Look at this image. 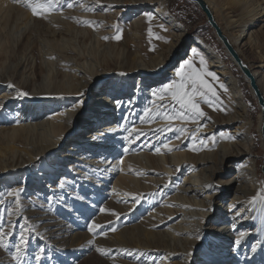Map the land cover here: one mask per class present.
<instances>
[{
  "label": "bare ground",
  "instance_id": "6f19581e",
  "mask_svg": "<svg viewBox=\"0 0 264 264\" xmlns=\"http://www.w3.org/2000/svg\"><path fill=\"white\" fill-rule=\"evenodd\" d=\"M205 1L264 98V24L256 35L253 30L264 23V0ZM68 2L74 7L41 17L21 0H0V215L7 220L11 209L14 224L35 227L39 235L33 233L29 244L45 250L39 264L46 259L52 264L55 258L56 263L61 251L70 253L61 263L73 264L77 255L92 249L91 257L107 264H189L195 256L193 264H264V214L248 204L264 188V175L255 154L253 119L232 69L202 39L184 40L187 28L167 0ZM216 7L227 16L225 26L216 18ZM126 19L117 40V20ZM156 35H167L171 47L168 58L154 62L145 48ZM122 44L130 52L126 56L119 51ZM183 44L188 54L166 79L161 69ZM246 45L260 49L257 67L243 57ZM201 56L218 77L206 79L222 105L201 103L206 115L198 124L159 118L142 122L145 108L155 112L161 103L153 91L179 81L177 72L187 60L203 69ZM18 90L29 96H19ZM117 100L123 102L119 108ZM164 103L170 108L174 102L166 98ZM198 125L206 127L193 140ZM162 126L173 131L157 134ZM261 126L262 113L260 134ZM133 127L142 133L139 139L124 130ZM181 127L187 131L177 140L175 130ZM169 138L171 152L161 146ZM62 180L67 184L63 189ZM73 188L72 196L84 199L67 200ZM21 189L17 207L16 197L8 193ZM236 210L241 217H235ZM71 212L81 213L82 219L69 218ZM93 223L102 226L95 234L88 230ZM197 228L199 239L194 238ZM81 241L88 242L84 249L70 251ZM27 259L38 264L32 254ZM0 264H15L10 248L0 247Z\"/></svg>",
  "mask_w": 264,
  "mask_h": 264
},
{
  "label": "snow or ice",
  "instance_id": "6c2138e0",
  "mask_svg": "<svg viewBox=\"0 0 264 264\" xmlns=\"http://www.w3.org/2000/svg\"><path fill=\"white\" fill-rule=\"evenodd\" d=\"M21 2L25 3L27 7H29L33 13V15L41 16L43 17L46 14H50L53 11H63L64 7L72 8L74 7V4L71 2H68V0H64V3H61V0H21ZM79 2V0H78ZM97 3H99V0H96ZM93 10V9H88ZM149 20L154 19V17L149 14L148 16ZM86 25H91L94 22L92 21H84ZM161 29H164L167 31V29L164 28V25H160ZM122 31L118 29V32ZM149 34H152L151 28L149 29ZM104 39H108V37H104ZM115 39L119 40L121 39V36L118 34L115 36ZM159 39H166L165 37H159ZM206 61L201 56L200 57V64L203 65V69L197 68L192 60H187L184 64L180 66L179 71L177 72V76L180 77L179 81L173 80L172 82L163 85L161 89L154 90L152 95L154 97H157L161 103L156 106V111L153 112V109L151 107H146L144 110V115L146 117V120H142V122H148V123H154L157 118L165 120V121H174V120H182V121H192L194 123L198 124V121L203 118L206 113L203 111L201 107V103L207 104L209 107H214L216 104L222 105V100L220 97V94L217 92V89L213 87L212 83H210L206 77H211L213 80L218 81V77L216 76V73L210 72L207 70L206 67ZM121 75H124V73H121ZM9 87H14L13 85L9 84ZM219 87L223 89V91L226 93L228 91L227 87L223 85L222 83L219 84ZM18 95L21 97H27L29 96L28 92H23L18 90ZM81 95H83L81 93ZM168 99L174 103L171 104V107L169 108L165 103V99ZM123 102L117 100L115 101L116 106L119 108ZM128 104H131L132 101L129 100L127 102ZM3 108V104H0V109ZM224 110V109H221ZM206 127V125H198V127L191 133V139L195 140L197 134L201 131V128ZM125 131L129 132V136L132 137L133 140L139 139L140 135L142 133L133 127L132 130H129L127 128L124 129ZM157 134L166 132V131H173V129L170 126H162L155 130ZM176 135L175 139L179 140L181 139V136L187 131L186 128L181 127L179 129H176ZM221 136L224 134L221 133ZM103 136V133L101 134V137ZM227 139L234 140L235 137L229 135ZM171 143V138L168 139V142H162L161 146L165 149H167L169 152L172 151V148L169 147V144ZM203 143V141H201ZM127 150V149H125ZM155 151L159 153L161 151L160 147H156ZM67 186L66 180H62L59 183V187L61 189L65 188ZM207 187L212 188L213 185H208ZM23 191L18 190L16 192H9L8 195L16 197V205L19 206V195L20 192ZM78 199H84L83 196L77 197ZM139 201L136 200L134 203H138ZM249 208L250 209H259V211L264 214V188L260 189V192L258 195L253 196L249 201ZM207 211V209H205ZM7 217L6 220L4 215H0V247H4L5 249H8L10 247L9 243L5 242V237H12L14 235H18V240L15 243H11V248L14 249L12 252L13 259L15 260V264H28L27 257L29 256L28 253V245H29V238L30 236L35 233L37 236L39 233L36 231L35 227L29 228L27 226V222L23 225H17L14 224L11 217L13 215V211L11 209H7ZM235 217H241V212L239 210H236ZM234 217V219H235ZM242 218L247 219V216H243ZM27 221V218H25ZM102 226L96 225L95 223L92 224L91 227H89V231L93 232L95 234V230L97 228H101ZM8 229L7 231L5 229ZM17 228L19 231L17 232ZM115 228H112L111 231H115ZM100 234L106 235V233L101 232ZM245 234L241 233L239 237L236 239L235 243L237 246L241 243V237H243ZM195 239L201 238V230L199 228L196 229V236ZM89 243H93L90 241ZM44 249L41 248L37 252H34L32 256L34 259L38 262L42 259V254L44 253ZM97 251L101 252L102 254L107 255V251L103 248H98ZM127 251V250H125ZM251 251H256V246H253L251 248ZM140 255H144L143 253H140ZM188 256H191V253H188Z\"/></svg>",
  "mask_w": 264,
  "mask_h": 264
},
{
  "label": "rangeland",
  "instance_id": "374dc122",
  "mask_svg": "<svg viewBox=\"0 0 264 264\" xmlns=\"http://www.w3.org/2000/svg\"><path fill=\"white\" fill-rule=\"evenodd\" d=\"M167 1H168V7L172 11V14L176 15V18L187 28V33H186L184 40H186L187 43L188 42L190 43L195 38H200L203 41H205L207 44H209L211 47H213L217 51V53L223 58V60L226 62V64L232 69L235 76L240 80L241 87L244 91L245 100L247 101V104H248L249 113L251 114V117H252L253 123H254L252 126V134H253V138H254V142H255V148L257 149L255 154H256V157L258 160L257 164H258L260 174L263 175L262 165H263V158H264V150H263L264 146H263L262 135L259 133V130H258V125L260 123V115H261L262 111H261L260 105H259L256 97L254 96L253 90L250 87L249 82L243 76L244 75L243 72L234 63L232 57L227 52V50L225 49V47L222 44V42L220 41V39L217 37L214 29L207 22V17L205 15V13L200 9V7L197 4H195L191 0H167ZM216 8H217L216 9L217 11H215V14L217 16L216 18L221 25L225 26L227 16L224 15V13L222 12L221 9H219L218 7H216ZM128 20L129 19L117 20L118 25L115 26L114 35L121 32V31L118 32V29L121 30L120 27L126 25L128 23ZM260 24L261 25L257 24L256 27H254V29H253L254 33H255L254 35H256L257 33L260 32V28H262L264 23H260ZM166 36L167 35L164 36L166 39H159L160 36L156 35L155 37H150L148 40L149 45H148V47L145 48V54L147 56H149V58L154 60V62L159 61L162 58H166V57L168 58V55L170 54L169 49L171 47L170 46L171 40L169 39L168 36L167 37ZM245 43H246V41L242 42V46ZM118 46H119V51L124 52L125 56L127 55V52L130 53L127 50L128 47H126V45L122 44V45H118ZM184 46H186V45L183 44L180 47H178L177 49H175L172 56L169 59H167L166 65L164 66V68L161 69L160 73L166 79L171 76L167 72H170L172 70V68H174L175 66H177L179 64V62L184 60L185 56L188 54L187 47H185L186 49L183 50ZM247 47H248V45H246V47H245L243 57L247 61H249L251 64H253L255 67H257L256 65H258V61L260 60V56H259L260 55V49H255L253 51ZM205 61L209 64L208 59ZM256 70L261 72V70L258 68H256ZM154 74H157V73H154ZM166 79H164V81ZM262 87L264 89V78L262 81ZM125 147L126 146L123 145V150ZM60 180H61V177H59L57 182ZM65 190H67V189H65ZM73 190H74V188L69 190V194H68L69 197L66 198L67 200H69L70 197H72L73 199H78L76 196H72L71 191H73ZM64 192H67V191H64ZM0 193L3 194L4 190H1ZM26 194L29 195V193H26ZM26 197H28V196H26ZM30 197L31 196H29V198ZM33 201H37V200L34 199ZM58 203H60V201H58ZM75 204L77 205L78 203L75 202ZM65 205H67V204H65ZM35 206H37V205L35 204ZM57 207H58V205H57ZM64 211L66 212V210H64ZM76 213H78V212H71L70 215H72V216L69 215L68 217L69 218L72 217L73 219H77V220L82 219L83 216H81V213L78 214L79 216L76 215ZM89 220H90V218H89ZM87 221H88V219H86V222ZM64 227L67 228L68 225L66 224ZM17 240H18V236H14V237H10L8 239H5V242L10 244L9 248H10L11 252L14 251V249L11 248V243H15ZM93 241H95V240H93ZM81 242H83V244H81L80 246H79V244H78V246L73 245L72 248L70 249V251H73V252L76 251L77 252L78 248L84 249L85 243H88V242L87 241H81ZM38 244L39 245L41 244L44 247H47L45 245V243L42 244V241H39ZM98 248H100V247H98ZM96 249H97V247H96ZM38 250H39L38 245H33V246L30 244L28 245V253L29 254H33L34 252H37ZM94 251L95 250L92 249L90 252L86 251L84 253V255L83 254L79 255V256L77 255L74 258L73 264H107L106 261L101 259V258L97 257V258L93 259L91 256H93L92 253ZM59 254L57 255V257L59 258L56 260L57 262L54 263L55 262L54 260L56 259L55 258L52 260L53 261L52 264H57V263L62 264L61 262H62L63 256L67 257L70 255V253L68 251H61V252H59ZM95 254L98 255V252H95ZM195 257L192 258V260L189 264H193ZM45 262H46V264L50 263L48 261V259H46ZM108 263L109 264H117L118 262H114V261L110 260V262H108Z\"/></svg>",
  "mask_w": 264,
  "mask_h": 264
},
{
  "label": "water",
  "instance_id": "95a60500",
  "mask_svg": "<svg viewBox=\"0 0 264 264\" xmlns=\"http://www.w3.org/2000/svg\"><path fill=\"white\" fill-rule=\"evenodd\" d=\"M195 4H197L200 9L205 13L207 17V22L212 26L214 29L217 37L220 39L232 59L235 61L239 69L243 72V74L249 79L250 87L253 90V93L260 105L261 111H262V126H261V135L262 140L264 144V98L259 90V87L256 83V80L254 76L252 75V72L247 67V65L244 63L243 59L239 56L237 51L232 47V45L229 43L228 39L225 37V35L222 33L221 28L219 27L218 23L216 22L214 15L209 8L207 2L205 0H191ZM262 172L264 175V158H263V165H262Z\"/></svg>",
  "mask_w": 264,
  "mask_h": 264
},
{
  "label": "trees",
  "instance_id": "16d2710c",
  "mask_svg": "<svg viewBox=\"0 0 264 264\" xmlns=\"http://www.w3.org/2000/svg\"><path fill=\"white\" fill-rule=\"evenodd\" d=\"M171 11V10H170ZM171 13H172V11H171ZM175 17H176V15H174Z\"/></svg>",
  "mask_w": 264,
  "mask_h": 264
}]
</instances>
